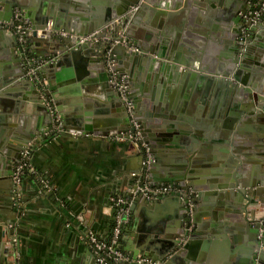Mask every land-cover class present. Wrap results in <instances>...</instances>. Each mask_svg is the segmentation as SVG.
<instances>
[{"label":"crops","instance_id":"obj_1","mask_svg":"<svg viewBox=\"0 0 264 264\" xmlns=\"http://www.w3.org/2000/svg\"><path fill=\"white\" fill-rule=\"evenodd\" d=\"M25 1L29 7L30 4L40 7L45 5L46 11L52 17L50 24L56 20L59 30L79 34L91 27L90 22L104 18L110 10H115L126 0ZM213 2L215 7H211L218 11L224 5H220L216 0ZM40 7L35 8L32 15L34 20H28L23 13L31 28L38 24ZM181 8L182 4L177 12ZM17 9L19 8H15L14 12ZM24 10L26 12V9ZM0 12L1 18L11 13L6 9ZM208 13L207 6H199L198 9H190L191 19H185L179 14L172 16L145 14L139 18L133 17L140 22H133L132 32L141 37L146 36V42L154 46V36L157 35L158 38L166 36V42L158 40L160 47L172 54L178 52L187 62H191L200 51L212 53L215 48L220 52L226 49L224 45L213 46V29H210L209 34L201 32L202 28L206 27L204 23L208 16L213 18V14ZM13 14L9 15L10 20H2L11 21ZM189 20H192L191 25ZM230 25L232 24L227 21L226 26L221 27L230 31L228 29ZM106 28H110V25L104 24L91 33L100 34ZM3 29L10 35L11 30L0 28V32ZM107 39L101 37L100 46L90 48L88 52L90 60L86 62L87 71L83 77H77V71L82 67L77 64L76 68L74 60L69 58L59 67L63 69L60 80L55 77V70L48 65L61 56V53H56L55 42L31 39V58L41 67L37 75L46 79L48 84L49 79L54 80L52 94L48 96L54 112H51L50 108L46 110L37 106L34 98L38 97V94L35 87L29 83L18 85L20 94L15 95V100L25 104L26 109L17 111L15 107L11 108L12 99L0 103V126L2 124L7 129L15 127L18 128V133L34 135L28 145L32 147L31 160L33 172L36 173L33 177H25L20 194L15 197L12 175H0V264H100L89 241V234L96 232L100 236H106L110 231L109 221L114 210L110 198L113 195H122L129 201L130 212L122 233L124 249L135 257L142 254L134 253V250L140 252L144 248L156 252V249L162 247L163 242L160 239L163 237L157 234V227L165 223L161 217L172 216L170 209H173L175 204L171 201L168 205L165 200L155 203L154 199L146 197L139 187L143 183L158 182L154 181L153 177H165L167 167L172 169L173 174H182L186 168L179 164L181 157L172 153L170 149L165 146L151 147L154 150L153 156L159 162L157 166L152 167V177L148 173L144 181L142 171L145 166L140 150L124 137L127 135L123 128L128 121L122 112V105L113 94L115 91L112 86H104L105 79L98 63L101 45L107 43ZM258 39L264 45V33ZM253 40L257 41V46L260 45L256 38ZM3 41V37L0 36V73L8 69L20 72V66L10 58L13 54L5 52L8 44L2 43ZM133 45L137 46L135 43ZM18 47L15 48L16 52H19ZM254 56L257 59L255 53L253 58ZM255 62L256 60H253L252 66L258 67ZM135 64L130 66L124 63L122 66L136 72V76L130 80L131 86H128V90L129 94L133 92L141 100L139 114L147 118L149 124L151 123L149 132L153 130L154 133L148 135L149 138L157 137L154 131L157 122L166 128L180 131L186 130L185 125L178 129L180 122L189 125L188 133L195 149L194 155L199 160L196 166L197 176L193 182L204 191L202 198L197 199L193 187L190 186L189 201L194 212L195 206H198L199 220L207 225L204 234L199 236L195 244L197 252H202L206 259L203 262L193 260L196 262L194 264H206L209 261L213 263L226 257L230 264H235L237 255L235 254L233 258L232 253L244 248L248 242L247 222H241L246 230L238 224L237 231L233 232L234 228L236 229L234 225L236 222L226 214L231 210L228 204H232L233 201L231 202L225 194L222 198L219 196L221 190L226 192L232 188H218L219 193L208 192L205 188L216 182V179L219 182L226 176L233 177L239 172L246 176L258 171L260 173L262 164L251 146L256 144L264 147V136H257L253 127L255 122L251 123L243 137L235 142L240 144L241 150L237 151L233 143L237 139L235 129L230 132L228 141L219 134L221 125L220 121L214 123V114L232 111L233 108L230 107L232 97L223 95L220 88L213 90V71L208 69L200 71L189 65L198 73L185 84L181 78L170 79L161 73L158 75V72L145 63L139 61ZM180 65L188 66L183 63ZM140 71L144 73L143 79L138 74ZM178 71L181 72L180 69ZM65 74L69 80H66ZM128 76L127 73V78ZM214 76L220 78L221 75ZM20 78L19 76L18 79ZM108 80L112 82V78L109 77ZM76 83L81 84V91L74 87ZM89 84L93 85L91 90H85V86ZM36 88L39 89V86ZM153 94L160 100L159 104L161 102L166 104L165 114L158 119L153 117L156 111L154 109L158 106L152 97ZM170 102L175 106V110L176 107L178 112L180 110L184 119L170 115L171 108L167 107ZM28 104L31 105V111L27 110L30 107ZM254 110L257 112L258 107ZM227 114L225 112V116ZM55 116L58 118L57 126L53 125ZM149 117H153L152 122H149ZM238 122L240 120L236 122V126L239 125ZM76 129L79 132H75ZM14 132L16 130L12 133ZM0 142L3 146L13 144L11 147L17 150L19 156L13 162L15 165L22 151V147L17 144L18 139L10 138L8 135L4 139L2 134ZM3 169L4 167H0V170ZM133 171H140V176H134ZM169 183L182 187L177 181ZM44 185H47L46 188ZM250 197L251 208L258 213L264 206V191L251 194ZM236 218L239 219L237 216ZM194 227L195 222L191 224L190 232H193ZM131 264L138 263L133 261Z\"/></svg>","mask_w":264,"mask_h":264},{"label":"water","instance_id":"obj_2","mask_svg":"<svg viewBox=\"0 0 264 264\" xmlns=\"http://www.w3.org/2000/svg\"><path fill=\"white\" fill-rule=\"evenodd\" d=\"M213 1L215 0H126L125 3H122V5L115 10H110L104 18L90 22L91 27L89 29L82 30V33L79 32V34H75L73 37L53 35L52 30H59L56 23L57 21L53 20L51 24L49 23L52 17L46 11L45 5L40 7L39 5L36 6L30 4L29 7L25 0H0V11L6 9V11L11 12L3 18L0 17V19L10 20L11 16L9 15L14 13L15 8H19L22 13H25V17L28 20H34L32 15L35 12V8L40 7V10H38V24L32 26L33 32L30 40H42L45 42H51V40H53L55 42L54 48L56 49V53H61V56L48 65L55 70V77H58L59 80L62 78L63 74V69L59 67L63 66L65 60L69 58L74 60L76 68L77 64L82 67L78 69L77 77H83L87 71V68L85 67L86 62L90 60L88 56V52L91 50L90 48H93V46H100L99 41L79 42L78 35L91 33L104 24L110 25V28H106L104 32L99 34L108 39L107 43L105 42L101 45L102 48L99 54L98 63L102 69V77L105 79L104 86H112L113 91H115L113 94H115L119 100V104L122 105V112L126 116L125 119L128 121L123 128V132L127 135L124 137L127 140L129 139L130 133L128 131L131 129L135 131V126L127 109L125 99L120 90L115 86L113 75L114 72H118L119 75L125 74L126 85L128 87L131 86L130 80L136 76V72L124 68L122 64L125 63L126 65L132 66L140 61V63H145L146 66L158 72V75L161 73V75H165L170 79L172 77L176 79L181 78L185 81V84H188L190 80L195 77V74L198 73L196 70H192L189 65H192L194 69H199L200 71L202 69L213 71V90L215 88H220L223 95L226 97L231 96L232 101L230 107L233 108L232 111L230 110L228 112H216L214 114V123L220 121L219 125H221V130L219 134L227 141L229 140L230 132L235 129V137L237 139H235L233 143L235 149L240 151V144L235 142L238 138L243 137V134L248 131L247 129L251 123L255 122L253 127L257 136H264V45L261 43L262 41L260 42L258 39V37L264 33V22H255L252 17L248 19L244 17V13L252 8L250 4L251 0H216L220 5L224 4L219 11L212 8L215 5V2ZM181 4L183 8L177 12ZM199 6H207V10L209 11L208 15L213 14V18L208 16V19L204 23V26L206 27L202 28L203 30H201V32L209 34L210 29H213V46L220 47L221 45H224L226 49L222 52L217 51L216 48L211 51L212 53H209L208 51L205 53L200 51L199 55H195L196 57H194L191 62H187V60L183 58L184 56L182 57L178 52L177 54H172L169 53V51L166 52L163 50L162 46L160 47V42L158 40L163 41L164 43L167 41L166 36L162 38H158L157 35L154 36V46L149 45L146 42V36L141 37L132 32L133 22H140L137 19H133V17L139 18L141 15H150L151 13L155 14V16H172L179 14V16H183L185 19H191L189 17L190 9H198ZM24 9H26V12H24ZM174 10L176 11L174 12ZM224 14L227 15L224 16ZM191 21L192 20H189V25H191ZM227 21L232 24L229 26L231 28L228 27L230 31L221 27V25L226 26ZM49 25L51 30H46L45 35L38 34V29H46ZM5 33L4 29L0 32V36L4 39L2 43L5 42V44H8L5 52L7 54H13L10 55V58H12L16 65L20 66V72L9 71L8 69L0 73V103L5 101L8 102V99H12L10 100L11 108L15 107L17 111L23 110L26 105L20 103V100H15V95L20 94L19 89L17 88L18 85L29 83L35 87L34 89L38 94V97L34 98V100L37 101V106L49 110L45 96L52 94L51 90L54 88V80L52 78L49 79V84L47 83V88L44 91L36 88L38 83L28 73L29 64L27 62V56L29 55H27L26 49L20 44L17 37L12 35V31L10 32V35ZM158 33L160 32L158 31ZM254 38L258 40L260 45L257 46V41H254ZM124 41H127L128 45H133V43H135L137 46L136 48H131L123 43ZM17 46H19V52H16L15 50ZM253 47L255 48L252 50ZM254 53L257 55V59L255 56L253 58ZM252 58L253 60H256L255 63H257L258 67L252 66ZM180 63L188 66L182 67ZM222 67L224 68L222 69ZM179 69L181 70L180 73L178 71ZM172 70L173 72L171 73ZM40 71L41 67L38 68V72ZM127 73L129 75L128 78ZM138 74H140V77H142L141 79H143L144 73L140 71ZM214 74H216V76H221L220 78H217L218 76L215 78ZM19 76L21 77L20 79H18ZM109 77L112 78V82H109ZM65 78L66 80H69L67 75ZM92 86V84H89V86H85L84 89L90 91ZM182 86H184V84ZM74 87L78 91H81L80 83L74 84ZM129 96L134 103L133 118L139 122V129L141 131V138L137 136L134 140L139 145L142 144V142H147L150 148L155 146H165L170 149L172 153H176L181 157V159L179 158V164H182V167L186 168L182 174H173L172 169L167 167L165 169V177H153L154 181L158 180V182H154V184H161L162 181L163 183L177 181L187 192L189 191V187L192 186L197 199H201L204 191L199 185H196V182H193V179L197 176L196 166L199 160L197 156L194 155L195 149L192 146L190 135L188 133L189 125L180 122L178 129H181L182 125L186 126V130L180 131L169 127L166 128L163 124L160 125L159 122H157L154 130L157 137L154 139L153 137L149 138L148 135H154V133H152L153 130L149 132V129H151V123L149 124L147 118H144L139 114L141 100H139L133 92L129 94ZM152 97L154 101L158 103V106L154 109L156 111L153 113V117L158 119L159 116L165 114L166 104L163 102L159 104L160 100L155 97V94H153ZM28 106L30 107L27 110H30L31 105L28 104ZM167 107L171 108L170 115H174V117H177L178 119H184L180 110L178 112L177 107L175 110V106L172 105L171 102L170 104H167ZM256 107H258L257 112L254 110ZM9 108L5 109L8 110ZM225 112L229 115L227 114L225 116ZM153 117H149V122H152ZM238 120H240V122H238L239 125L236 126L235 124ZM13 130H16L17 133H12ZM75 132L79 131L76 129ZM2 134L4 139L7 138V135L10 138L18 139L17 144L22 147L21 149H23L24 145H28L29 140L34 137L32 133H18V128L12 127L7 129V127H4L1 124L0 135ZM131 143L134 144L133 141H131ZM11 146H13V144L3 146L0 142V167H4L3 170H0V175L13 174V162L17 160L19 155L17 150H13V147ZM251 147L255 151V156L262 164V168H260L262 176L258 173L259 171L254 172L251 176H246L239 172L233 177L226 176L219 182L218 179H216V182H213L205 188L208 192H218L219 189H222L223 187L232 188L229 190L227 189L226 192L225 190H221V192L218 193L221 194L219 195L221 198L225 194L231 202L233 201L232 204H228L231 210L226 213L227 217L234 219L236 222L234 223L236 229L234 228L233 232L237 231L238 224L241 228L246 230L241 222H247L249 228L248 242L244 248L232 253L234 256L233 258H235V254L237 255L235 264H264V233L263 237L259 238L260 228L264 227V223L261 222L264 219V206L257 213L251 208L252 200L250 197L251 194L264 191V147L256 144ZM151 151L153 154L154 150L151 149ZM153 158L154 162L149 166H145L142 171L144 181L148 173L152 177V167L157 166V163L159 162L156 157L153 156ZM150 195L151 193H149V197ZM146 197H148V195ZM151 198L154 199L153 201L155 203L159 200H165L168 205L169 202L173 201L174 203L172 204H175L174 208L172 207L173 209H170V211L172 210V216L161 217L165 223L157 227V234L159 233L163 237L160 239V241L163 242L162 247L156 249V252L151 251V249L146 250L142 248L140 252L134 250V253H141L151 260L153 264H194L196 262L193 260H197L198 262L205 261L206 257L203 253L197 252L198 250L195 248L196 240L200 238L199 236L203 235L207 229V225L202 224L199 220V213L197 212L198 206H195V212L193 209L191 210L189 196L177 191L155 194V197ZM199 203L201 204L200 200ZM114 214L115 210L112 212L113 219H115ZM236 216L239 217V219H237ZM194 222L195 227L193 228V232H190L191 224ZM193 249H195V251ZM206 264H230V262L226 257V259L224 258L222 261H213V263L209 261L208 263L206 262Z\"/></svg>","mask_w":264,"mask_h":264},{"label":"built area","instance_id":"obj_3","mask_svg":"<svg viewBox=\"0 0 264 264\" xmlns=\"http://www.w3.org/2000/svg\"><path fill=\"white\" fill-rule=\"evenodd\" d=\"M252 8L247 10L244 13V17L246 19L253 18L255 22L262 21L264 22V0H251L250 2ZM11 21L4 22L0 19V28H6L7 30H11L13 34L17 37L20 44H22L25 48V45L29 42L33 29L28 24V22L24 19L23 13L21 10H15ZM46 30H51V27H47L46 29H38L39 35H45ZM57 34L64 37H73L75 34L69 33L66 30H52V34ZM101 35L97 33H90L86 35H78L79 42L92 41L97 42L101 39ZM123 43L128 45L127 41ZM131 48H136L134 45H128ZM27 62L29 64L28 73L32 76V78L38 83L39 89L44 91L47 88V81L44 78H40L38 73L39 64L31 58V56H27ZM113 81L115 82V86L122 93L127 109L132 117L133 124H135V131H130L129 133V141H133L134 146L140 150L142 155V160L144 166H149L153 162V154L151 148L147 142H142V144H138L134 139L139 136L141 138V131L139 129V122L133 118L134 111V103L133 100L129 96V90L126 85V75H119L114 72ZM46 104L49 106L51 112H54V107L48 98L45 96ZM58 118L55 116L54 118V126H57ZM32 147L30 145H26L22 151L19 160L14 165V171L12 174V178L14 181V197L20 194V187L24 181V173L27 170L33 171L34 166L32 163ZM132 174L134 176H140V171H133ZM47 185H44L46 188ZM140 190L150 197H155V194L168 193L171 191H177L182 194H186L189 196V192H187L184 188L172 184V183H161V184H151V183H143L140 184ZM111 207L115 208V216L116 223L111 231V237L109 240L103 238L96 232H91L89 234V241L94 250L96 260L100 264H131V262L135 261L138 264H153L151 260L146 258L143 255L132 256L130 255L123 247L121 243V236L123 233V228L127 224L128 216L130 212L129 201L126 197L122 195H113L110 198ZM264 223V219L261 221ZM264 233V227L260 228L259 237L262 238Z\"/></svg>","mask_w":264,"mask_h":264},{"label":"trees","instance_id":"obj_4","mask_svg":"<svg viewBox=\"0 0 264 264\" xmlns=\"http://www.w3.org/2000/svg\"><path fill=\"white\" fill-rule=\"evenodd\" d=\"M25 49H26V51H27V55L32 56V53H31V50H30V49H31V48H30V40H29V42L25 45ZM35 175H36L35 172L30 171V170H27V171L24 173L23 177H24V179H25V177H27V176H29V177H33V176H35ZM113 209L115 210V208H113ZM115 223H116V216H115V219L112 218V219L109 221L110 231L108 232V234H107L106 236H103V238H105L106 240H109V239H110V237H111V231H112V228L114 227ZM123 230H124V228H123ZM121 243H122V236H121Z\"/></svg>","mask_w":264,"mask_h":264},{"label":"flooded vegetation","instance_id":"obj_5","mask_svg":"<svg viewBox=\"0 0 264 264\" xmlns=\"http://www.w3.org/2000/svg\"><path fill=\"white\" fill-rule=\"evenodd\" d=\"M134 126H135V124H134ZM135 128H136V127H135ZM135 130H136V129H135ZM131 131H134V130L131 129Z\"/></svg>","mask_w":264,"mask_h":264}]
</instances>
